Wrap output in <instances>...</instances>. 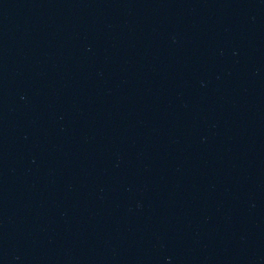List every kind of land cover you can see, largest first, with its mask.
I'll list each match as a JSON object with an SVG mask.
<instances>
[{"label": "water", "instance_id": "1", "mask_svg": "<svg viewBox=\"0 0 264 264\" xmlns=\"http://www.w3.org/2000/svg\"><path fill=\"white\" fill-rule=\"evenodd\" d=\"M0 264H264V0H0Z\"/></svg>", "mask_w": 264, "mask_h": 264}]
</instances>
